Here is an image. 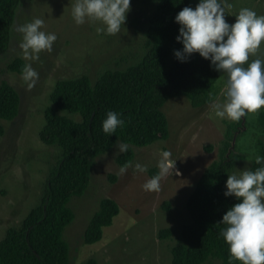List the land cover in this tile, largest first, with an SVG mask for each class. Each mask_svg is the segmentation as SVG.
Instances as JSON below:
<instances>
[{
	"label": "rangeland",
	"instance_id": "1",
	"mask_svg": "<svg viewBox=\"0 0 264 264\" xmlns=\"http://www.w3.org/2000/svg\"><path fill=\"white\" fill-rule=\"evenodd\" d=\"M72 0H23L12 29L8 52L0 57V82H9L19 93V114L13 121L0 119L3 135L0 136V241L9 229L21 228L28 214L40 205L46 181L62 152L58 147L46 146L39 134L45 126V111L51 106L50 97L60 80L76 79L87 75L93 84L108 70H125L138 64L146 52V30L155 11L156 0H131L130 11L124 26L114 36L98 35L95 24L75 25L71 15ZM198 1L192 3L195 7ZM225 20L232 24L241 8H250L264 15V0H224ZM35 18L44 20L45 32L57 36L52 51L40 53L38 61L22 58L19 43L21 34L15 27ZM264 57V43L257 53ZM199 54H192L189 59ZM256 58V56H251ZM16 58L31 63L39 78L32 89H27L21 75L7 71ZM177 60L174 53L168 60ZM224 76L217 84V100L222 101ZM211 104L194 108L188 98H173L162 108L167 116L170 137L144 148H133L134 161L124 174L116 159L121 154L118 142L106 154L95 160L89 187L82 197L71 200L74 222L66 229L64 239L70 247L71 264H171V249L176 245L182 227L191 223L185 205L195 186L217 159L219 148L227 132L226 122L214 121ZM260 111V110H259ZM259 111L245 118L246 126L235 136L233 156L236 164L230 174L250 170L258 139L264 143V133L258 127ZM80 122L76 114L62 113ZM212 146L213 152L204 149ZM167 150L177 159L173 173L160 181L159 192H146L142 185L158 174L157 163L161 152ZM140 163L147 172L137 173L134 165ZM179 175H176V171ZM116 177V182L109 180ZM103 198H110L120 206V214L111 227L104 229L103 239L94 245L84 243V235ZM171 229L174 236L159 240L158 233ZM206 264H220L211 260Z\"/></svg>",
	"mask_w": 264,
	"mask_h": 264
},
{
	"label": "trees",
	"instance_id": "2",
	"mask_svg": "<svg viewBox=\"0 0 264 264\" xmlns=\"http://www.w3.org/2000/svg\"><path fill=\"white\" fill-rule=\"evenodd\" d=\"M195 1L198 0H156L155 11L146 27V52L138 64L125 70H108L95 84L87 75L57 82L39 137L44 145L58 147L62 156L46 181L40 205L28 214L21 228L9 229L0 241V264H71L70 247L64 239L66 229L75 220L69 202L85 195L96 158L121 142L128 145V150L117 157L116 163L120 167L130 166L135 158L133 148L169 139V123L162 111L166 101L186 97L192 107L199 108L217 100L221 75L210 67V61L197 56L187 62L174 60L168 65L174 50L182 48L175 40L179 25L174 17ZM22 2L0 0V57L9 50ZM24 64L23 59L16 58L7 66V71L21 75ZM20 103L16 89L2 80L0 119H16ZM108 111L117 112L125 121L110 136L102 131V121ZM62 113L79 115L81 121L76 122ZM257 122L264 133V107L259 111ZM226 126L218 159L204 171L185 205L191 223L182 227L171 249V264H206L211 260L229 264L228 246L219 235L224 226L218 223L237 202L234 197H225L223 192L227 175L236 164L233 141L245 128V117L239 122H226ZM256 148L264 157L262 140H257ZM204 150L212 153L213 147ZM259 167L254 160L250 170ZM150 174L156 175L153 171ZM109 180L115 183L116 177L110 176ZM98 204L84 235L86 245L99 243L104 229L111 227L120 214V206L110 198H103ZM173 236L171 229L158 233L161 241ZM87 264L97 262L91 259Z\"/></svg>",
	"mask_w": 264,
	"mask_h": 264
},
{
	"label": "clouds",
	"instance_id": "3",
	"mask_svg": "<svg viewBox=\"0 0 264 264\" xmlns=\"http://www.w3.org/2000/svg\"><path fill=\"white\" fill-rule=\"evenodd\" d=\"M130 3L131 0H72L70 15L77 26L86 22L95 24L98 35L114 36L126 22ZM234 16V23L226 22L224 0H198L194 8L186 6L174 17L179 25L175 40L182 45L174 50L175 58L187 62L192 54L198 53L225 78L223 100H214L210 105L214 121L239 122L264 107V57L257 55L264 43V15L245 7ZM44 23L43 19L35 18L15 27L22 37L18 46L24 60L35 62L41 52L52 51L57 36L42 30ZM251 56L256 58L250 60ZM38 78L31 63L24 64L21 79L27 89H32ZM124 124L120 114L108 111L102 131L110 136ZM117 148L124 153L128 145L122 143ZM176 160L170 151H162L158 174L148 179L142 189L159 192L162 177L173 173ZM255 163L260 165L256 170L228 174L225 182L223 195L237 201L218 223L224 226L219 235L228 246L229 264H264V157L256 155ZM128 166H122L120 173L124 174ZM147 170L140 163L134 165L137 173ZM175 174L180 173L177 170Z\"/></svg>",
	"mask_w": 264,
	"mask_h": 264
}]
</instances>
